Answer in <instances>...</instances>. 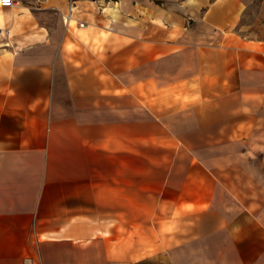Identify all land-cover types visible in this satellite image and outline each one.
Masks as SVG:
<instances>
[{"label":"crops","instance_id":"crops-1","mask_svg":"<svg viewBox=\"0 0 264 264\" xmlns=\"http://www.w3.org/2000/svg\"><path fill=\"white\" fill-rule=\"evenodd\" d=\"M249 2L0 3V264H122L102 230L132 225L173 237L128 264H264Z\"/></svg>","mask_w":264,"mask_h":264},{"label":"rangeland","instance_id":"rangeland-1","mask_svg":"<svg viewBox=\"0 0 264 264\" xmlns=\"http://www.w3.org/2000/svg\"><path fill=\"white\" fill-rule=\"evenodd\" d=\"M10 7L11 4L6 3ZM0 16H2L0 14ZM70 26L74 27V23ZM239 29L241 34L252 40H264V0H250ZM172 227H163L161 233L151 230L144 232V226H113L102 230L101 250H107L113 261L128 264L144 259V256L156 254L162 248L172 245Z\"/></svg>","mask_w":264,"mask_h":264},{"label":"built area","instance_id":"built-area-1","mask_svg":"<svg viewBox=\"0 0 264 264\" xmlns=\"http://www.w3.org/2000/svg\"><path fill=\"white\" fill-rule=\"evenodd\" d=\"M12 1H14V0H2V4L11 3ZM72 12H73V9H70L69 13L62 17V21L66 27H70L71 21L74 20V18L72 17ZM77 26L81 28L84 26V24H82V23L77 24Z\"/></svg>","mask_w":264,"mask_h":264},{"label":"bare ground","instance_id":"bare-ground-1","mask_svg":"<svg viewBox=\"0 0 264 264\" xmlns=\"http://www.w3.org/2000/svg\"><path fill=\"white\" fill-rule=\"evenodd\" d=\"M0 3L2 4V0H0ZM73 22H71L70 24H72Z\"/></svg>","mask_w":264,"mask_h":264}]
</instances>
